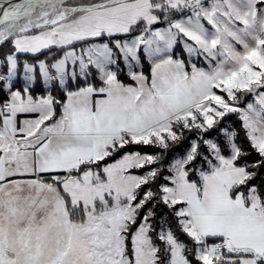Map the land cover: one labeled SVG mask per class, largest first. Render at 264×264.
I'll list each match as a JSON object with an SVG mask.
<instances>
[{
	"label": "snow or ice",
	"instance_id": "1",
	"mask_svg": "<svg viewBox=\"0 0 264 264\" xmlns=\"http://www.w3.org/2000/svg\"><path fill=\"white\" fill-rule=\"evenodd\" d=\"M0 264H264V0H0Z\"/></svg>",
	"mask_w": 264,
	"mask_h": 264
},
{
	"label": "trees",
	"instance_id": "2",
	"mask_svg": "<svg viewBox=\"0 0 264 264\" xmlns=\"http://www.w3.org/2000/svg\"><path fill=\"white\" fill-rule=\"evenodd\" d=\"M234 119V118H233Z\"/></svg>",
	"mask_w": 264,
	"mask_h": 264
}]
</instances>
